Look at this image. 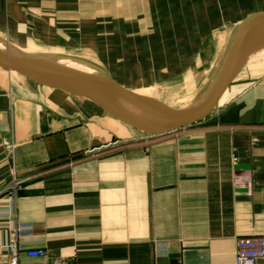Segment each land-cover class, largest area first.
<instances>
[{
	"label": "crops",
	"instance_id": "1",
	"mask_svg": "<svg viewBox=\"0 0 264 264\" xmlns=\"http://www.w3.org/2000/svg\"><path fill=\"white\" fill-rule=\"evenodd\" d=\"M253 13L264 0H0V34L154 95ZM229 91L205 120L148 137L0 69V264L15 235L20 264H235L238 237L264 236V73Z\"/></svg>",
	"mask_w": 264,
	"mask_h": 264
},
{
	"label": "water",
	"instance_id": "2",
	"mask_svg": "<svg viewBox=\"0 0 264 264\" xmlns=\"http://www.w3.org/2000/svg\"><path fill=\"white\" fill-rule=\"evenodd\" d=\"M0 41L6 44L5 49H0L1 70L9 74L15 72L38 85L86 99L102 110L103 115L149 137L201 122L221 105V99L239 79L238 76L245 72L252 55L264 48V13L250 14L236 26L213 89L203 99L185 108H176L160 99L137 94L134 87L123 84L108 72L95 68V72H87L48 64L12 49V46H18L6 38H0ZM121 95H126L138 107H125L116 98Z\"/></svg>",
	"mask_w": 264,
	"mask_h": 264
},
{
	"label": "rangeland",
	"instance_id": "3",
	"mask_svg": "<svg viewBox=\"0 0 264 264\" xmlns=\"http://www.w3.org/2000/svg\"><path fill=\"white\" fill-rule=\"evenodd\" d=\"M240 23H238L237 25H239ZM237 25H235L234 27L232 25L228 26L229 28H231L229 32L233 34ZM0 38L5 40V36L2 34H0ZM228 46H229V43L226 44V41L223 42L222 46L218 50L217 55H215L212 58L211 62L207 63L205 66H202L200 69H198V71L194 75L176 78L168 82H161V83L158 82V84H152L153 86L156 87V90L158 91V93H155L154 95H148V94H140V95L160 99L168 103L170 106H173L176 108L187 107L189 105H192L200 101V99L204 96V94H208L213 89V86L216 82V79L225 61ZM12 49L17 50V51H21V50L36 51L38 50L37 48H32V47L30 48L28 46L21 47V48H18V47L15 48L12 46ZM42 50H44L43 54L56 53L54 50L51 51L49 49H44V48H42ZM28 56H31V54ZM64 57L68 58L66 60H68L71 63L87 65V66H90L91 68H95L98 71L107 72L96 59H93L91 57L90 58L83 57L75 53L74 54L66 53ZM253 57H255V54L252 55L250 59V63L248 64V67L246 68L245 72H242L243 74L239 75V76L242 75L241 76L242 78L243 76H245L247 77V79L246 78L244 80L238 79L232 85V87L238 84H241V83L244 84L246 82H252L254 80H257L259 76L263 75L264 58L259 59L260 57L256 55V57L252 60ZM12 76L23 78L14 73H12ZM122 83L125 84L126 82H122ZM232 87L230 88L231 90H232ZM101 112L103 111L101 110ZM116 122H118L119 125L125 127V125H123L118 120H116Z\"/></svg>",
	"mask_w": 264,
	"mask_h": 264
},
{
	"label": "built area",
	"instance_id": "4",
	"mask_svg": "<svg viewBox=\"0 0 264 264\" xmlns=\"http://www.w3.org/2000/svg\"><path fill=\"white\" fill-rule=\"evenodd\" d=\"M20 189H22V182L16 179L9 192L15 196ZM7 249L8 260L5 264H20L21 245L18 235L9 240ZM27 254L32 257L46 256L47 250L44 248L31 249L27 251ZM261 261H264V236L247 235L238 237L235 264H261ZM52 264L72 263L66 258H54Z\"/></svg>",
	"mask_w": 264,
	"mask_h": 264
},
{
	"label": "bare ground",
	"instance_id": "5",
	"mask_svg": "<svg viewBox=\"0 0 264 264\" xmlns=\"http://www.w3.org/2000/svg\"><path fill=\"white\" fill-rule=\"evenodd\" d=\"M231 36H232V33H230V37ZM230 37L228 38L227 43H229ZM5 45L6 44H4L3 42L0 41V49H5V47H6ZM22 51H23V53L25 55H30L31 54L32 57L39 58L40 60H42V62H45V63H48V64H52V65L57 64V65H61V66H64V67H67V68L76 69V70H82V71H87V72H95V71H93L94 69L91 68L90 66L69 62L68 60H66L68 58H65L64 55H61L60 51L57 50V49L54 50L56 53H51V54H43L44 50H36V51L21 50L20 52H22ZM256 55L259 56L260 58H263L264 57V48H262L259 51H257L255 53V56ZM99 92L102 93L101 91H99ZM205 96H207V94H204V96L201 99H203ZM116 98H117L118 101H120L127 108L130 107V105H129L130 102L134 103L133 101H130L126 97V95H125V97H124V95H121V96H119V98L116 96ZM181 108H185V107H181Z\"/></svg>",
	"mask_w": 264,
	"mask_h": 264
}]
</instances>
